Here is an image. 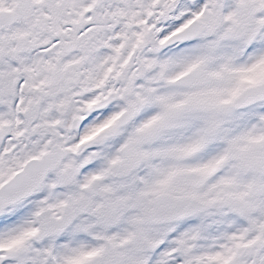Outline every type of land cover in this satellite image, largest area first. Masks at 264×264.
<instances>
[{
  "label": "snow or ice",
  "instance_id": "snow-or-ice-1",
  "mask_svg": "<svg viewBox=\"0 0 264 264\" xmlns=\"http://www.w3.org/2000/svg\"><path fill=\"white\" fill-rule=\"evenodd\" d=\"M0 264H264V0H0Z\"/></svg>",
  "mask_w": 264,
  "mask_h": 264
}]
</instances>
